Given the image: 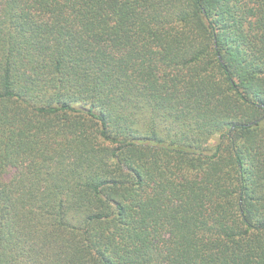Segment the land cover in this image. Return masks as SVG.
<instances>
[{
  "label": "trees",
  "instance_id": "16d2710c",
  "mask_svg": "<svg viewBox=\"0 0 264 264\" xmlns=\"http://www.w3.org/2000/svg\"><path fill=\"white\" fill-rule=\"evenodd\" d=\"M0 264H264V0H0Z\"/></svg>",
  "mask_w": 264,
  "mask_h": 264
}]
</instances>
